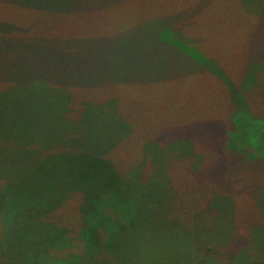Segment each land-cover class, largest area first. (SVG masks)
I'll return each mask as SVG.
<instances>
[{"label":"rangeland","instance_id":"rangeland-1","mask_svg":"<svg viewBox=\"0 0 264 264\" xmlns=\"http://www.w3.org/2000/svg\"><path fill=\"white\" fill-rule=\"evenodd\" d=\"M48 1L43 0L39 5L41 8L33 7L27 13L17 12L15 5L0 1V21L1 17L12 19L16 25L13 32L30 34L34 29L36 33L68 38H57L56 49L50 50V55L55 56L54 61L60 58L64 45L78 39L91 41L86 47L90 48L89 56L97 53L105 56L107 47L113 43L116 52L109 55L115 54L118 63L123 55V65L133 63L128 56L141 39L143 60L135 61L133 70L146 77L153 76L161 67L155 55L159 49L145 36L137 35L131 28L133 24L139 22L138 19L168 13L174 7L184 9L185 17H191L201 8L192 29L205 37L207 50L223 61L226 75L231 78L237 75L240 80L241 73L250 72L247 77L254 81H248L242 94L255 108L253 112L262 111L264 117V0H239L240 10L232 0ZM99 3L98 8L93 7ZM75 4L84 5L83 11L80 12V7ZM64 8H70L72 18L59 13ZM132 32L136 39L125 53L123 49ZM70 50L72 48L67 49ZM15 56L10 58L21 67L24 64L21 56ZM101 62L103 65L98 61L92 64L98 69L82 67L79 72L84 75L74 77V80L103 79L101 84L65 87V92L75 98V109H80L86 101H103L101 104L112 108L110 112L101 110L99 113L97 110L100 124L95 128L96 120L90 122L89 118L86 121V118L76 117L73 111L66 113L68 97L65 93L43 91L31 79L25 83L11 79L9 75L0 79V191L5 205L0 214V264H67L60 257L69 256V252L80 253V194L73 192L62 200L67 189L64 186L66 177L64 182L61 180L67 169L61 166L58 157L47 156L78 146V139L72 135L83 137L85 123H90L92 130L87 148L113 146L103 157L111 161L117 172L127 173V176L130 175L129 168L138 169V184L134 186L142 188L141 193H146L145 188L152 189L153 182H143L151 176L157 178L159 185L161 182L168 185L172 181V188L159 187L156 199H137L136 217L124 221L125 233L113 240L114 244L116 239L122 238L120 245L113 252L96 255L79 264H245L252 260L264 261V149L258 150L264 144V129L260 130L264 124L259 125L258 135L252 143L262 156L250 147L246 151L242 148L246 144L242 146L243 133L238 131L237 147L217 143V151L213 149L214 156L223 158L227 168L222 175L212 174L215 172L212 171L206 176L205 169L213 164V151L207 147L210 143L208 135L202 131L212 124L207 126L202 119L225 113L224 86L206 76L205 80L193 79L175 85L164 79L138 84L128 81L125 73L121 75L124 81L115 82L105 68L106 60ZM231 65L236 68L230 69ZM51 66L49 73L52 75L51 72L59 69ZM8 72L17 74L15 70ZM240 83L242 86L243 82ZM108 99L111 100L109 103L104 101ZM116 110L119 117L114 114ZM194 119L199 125L192 132ZM65 120L71 123L67 128ZM242 123L240 120L241 126ZM186 132L195 133L200 143L188 133L182 135ZM206 150H210L208 158L204 156ZM74 168L80 173L78 166ZM247 174L253 179L249 186L245 185ZM208 186L212 190L206 200L208 203L203 201L198 210L196 203L205 196L207 189L204 187ZM225 188L228 192L232 190L230 194L224 191ZM214 193L218 195L217 199L213 197ZM142 199L146 203L141 202ZM216 200H225L220 208L224 212L211 217L216 208L209 212L212 207L209 204ZM53 203H58L54 209L46 208ZM147 203L153 207L148 219L145 218L150 205ZM44 205L47 211L40 214ZM49 223L68 229L71 247L62 250L60 235L47 238L46 235L56 229ZM210 227L214 229L209 230Z\"/></svg>","mask_w":264,"mask_h":264},{"label":"trees","instance_id":"trees-1","mask_svg":"<svg viewBox=\"0 0 264 264\" xmlns=\"http://www.w3.org/2000/svg\"><path fill=\"white\" fill-rule=\"evenodd\" d=\"M0 1L9 3V5L11 4L12 6L15 5V7H17L19 10H16L17 12L27 13L29 9L33 7L41 8L39 5L43 0ZM114 1L118 0H110V3ZM238 1L239 0H232V3H234V6H237L240 10L241 6ZM48 2H50V0ZM102 4L104 5V3ZM107 4L108 3L105 2V5ZM75 6L80 7V12H82L84 9V5L81 6L79 4H75ZM99 6L100 3L93 5L95 8H98ZM193 7H195V5H192V8ZM43 9L46 8L44 7ZM61 10L62 12H56L67 14L64 17L72 18L70 16V8H64ZM182 11H184V9L176 10L174 7L171 8L168 13L155 14L148 19H138L139 22L133 24L131 27L133 30H135L137 35L145 36L149 41L154 42L155 45L158 46L159 51L155 55L159 58L158 64H161V67L158 68V72H156V74L150 77H146L144 74L139 76L133 70V63L135 61L141 62L143 60V56H140L142 55L143 50V45L141 46L143 40L141 39H138L139 44L136 45L137 47L134 52L128 56V60H133V63L127 62L125 65H123V55L119 63L117 62L115 54L109 55L116 52V45L114 48L113 43L107 47L105 56H103L101 53L89 56L87 52H90V48L86 47L89 46L91 41L85 42V40L82 41L78 39H72L71 44L64 45L63 49L61 50L58 48L61 52L60 58L54 61L52 58L55 56L50 55V50L52 47L54 48V45L58 44L57 38L60 40H67L68 38L64 39L62 37H57L54 34H46L43 32L36 33L34 29H32V33L30 34L23 31L13 32L14 26H16L14 21L12 19L10 20V18L1 17L3 19L0 21V61L3 63L0 65V79L3 80L5 75L11 76V79L21 80L23 83L31 79L35 80L39 89L43 91H58L65 93L68 97L66 113L73 111L76 117H80L82 119L86 118V121L89 118L91 120L90 122L96 120L94 124L95 128L100 124L99 120L97 119V110H99V113L101 110L102 112H110L112 111V108L107 107L108 105L101 104L103 101H86L82 103L80 106L81 108L79 107L80 109H75V98L71 97V95H68V93L65 92V87L69 85L81 86L101 84L103 79L74 80V77L77 78L78 76L84 75L83 73L79 72V70L81 71L82 67L84 66L95 68L92 66V64H94L96 61L103 65L101 60H103V62L106 60L107 66H105V68L108 69L110 76L116 80L115 82L124 81L125 79H123L121 75L125 73L127 75L128 81L138 84L154 83L152 81L164 79L167 81L170 80V82H168L170 85H175L181 83L182 81L185 82L193 79L197 81H200L201 79L205 80L204 76L208 78L211 77L216 81V84L221 83L224 86V104L226 106V110L224 114H217V116L212 114L207 116V118H201L202 121L208 123L206 124L207 126L212 124L208 130H205V132L202 131L205 136L208 135L206 137L209 139L210 143L208 144L209 146L207 145V147H211L212 151L213 149L217 151V143H223L224 146L226 144L228 147H237L235 142H237L238 138L240 137V135L237 134V132L240 131L243 133L242 146L246 144V146L244 145L245 147L242 148H245L246 151V149L250 147L253 149V151H256L258 154H260L258 150L263 151L264 144L262 148L257 150L252 146V143L255 137L258 135L257 129H259V125L261 126L264 124V117L262 116L263 112L257 111L254 113L253 111L255 108L252 106L250 101H248V99L246 101L244 95L242 94L246 89L248 81H254L253 79L251 80L247 77L250 72L245 70L247 72L241 73L242 76H240V80L239 76L237 75H235L234 78L226 75L227 71L222 64L223 61L219 59L215 53L207 50V47L205 46L206 40H203L205 37L194 32L192 29L196 17L199 16V14L196 15V13L201 12V8L191 14V17H185L182 14ZM8 13H14V11H8ZM176 13H178V16L174 17L173 14ZM180 21V25H177V23ZM129 36L130 38L126 44V48L123 49L125 53V50H128L136 39L134 32L129 33ZM68 48H72V50L67 51ZM25 54H28L31 59ZM11 56H21L24 64L19 67L18 63H14V59L10 58ZM34 57L39 58L34 59ZM226 63L228 64L229 62L226 60ZM51 65L58 66L59 69L55 72H51L53 73L52 75L49 73V70L52 69ZM233 66L236 68V65H231L230 69ZM8 70H15L17 74H11L8 72ZM240 82H243L242 86ZM104 101L109 103L111 100L108 99ZM114 114L119 117L117 115V110L114 111ZM240 120L243 122L242 126L240 125ZM71 121L73 123L75 122L72 119ZM202 121L200 120V122ZM196 122H198L197 119H194V122H191V125L194 126L192 132L197 130L195 128L199 125ZM69 125H71V123L65 120L64 126L67 128ZM240 128H243L244 132ZM84 129L85 131L83 137H77V134L72 135L78 139L79 142L76 141L78 146L67 147V149L60 150L62 152L58 153H48L50 156H47L58 157L61 166H64L65 169H67V173L63 174L61 180V182H64V177H66L64 186L67 189L64 191L62 200L70 193L77 192L80 194L78 212L81 216L82 225H80L78 230V238L82 244L78 249V251H80L78 255H76L74 252H69V256L60 257V259L64 260L67 264H79L81 261L93 258L96 255L113 252L114 249L120 245L122 238H120L118 241L116 239L114 244L113 240L118 235L125 233V222H127V220L131 221L136 217L138 210L136 208L137 206H135V203L138 202L136 200L140 197L156 199L161 189L159 187L167 186L169 189L172 188V181L169 182L168 185L166 182L165 184L161 182L159 185V183H157V178L151 176L150 178L143 180V182H153L152 189L150 187L145 188L146 193H141L143 189L139 188L137 185L134 186L135 183L138 184L137 180L139 170L136 168H129V176H127V173L124 174L117 172L111 161L103 157L105 152L110 153V149H112L113 146L110 148H99L100 146L97 145V148L95 147L89 150L87 148L88 137H90L89 134L92 131L90 128V123H85ZM263 129L264 126L260 128V130ZM192 132H186L182 135H186L188 133L194 139H197V135ZM260 133L261 132H259V134ZM67 138H69V136ZM203 138L205 137L203 136ZM199 141L200 140L197 139L196 143ZM85 143L86 145H84ZM209 153L210 150H206L204 156L206 158L210 157ZM222 159L223 158L218 159L217 156H214L213 151V164H209V167L205 169L204 172L206 176L209 173H212V171H215L212 174L222 175L221 172L227 168V164L225 162L223 163ZM75 166L80 168V173L75 172ZM246 166L247 164L245 165V168ZM229 171L230 169L228 170V174ZM247 176L248 174L246 177ZM161 180L163 179L161 178ZM249 180L251 181L249 182ZM252 180L253 179L247 177V181L249 183L247 182L245 185H251ZM204 189H207V193L205 196H202L201 201L196 203L198 210L200 209V204L203 201L208 203L206 200L209 199L208 195L212 193V190L209 188V186L204 187ZM224 191L230 194L232 190H229L228 192V190L225 188ZM213 197L217 199L218 195L214 193ZM225 198L228 199L229 197ZM141 202L146 203L144 199H142ZM154 202L151 201V203ZM224 202H222V200L220 202L216 200L214 204H209L212 205L209 212L213 210V207H215L216 210H213L215 213L208 214H211V217H213L216 215V213H223L224 211L220 208H223ZM58 203L48 204L46 208L52 210L57 206L56 204ZM151 203H147L150 205L146 211V216L144 211L142 213V215L144 214L145 218L147 219L148 215L153 209ZM4 207V198L0 191V214L4 211ZM46 211L47 209H45L44 205L40 214ZM49 225L56 229L52 232H49L46 235L47 238H56L60 235L59 237L61 244L63 245L62 250L71 247V238L67 235L68 229L65 227L59 228V226H55L52 223H49ZM204 228L206 229V227ZM211 229L213 230L214 228L210 227L209 230ZM245 264H264V261L252 260L246 262Z\"/></svg>","mask_w":264,"mask_h":264}]
</instances>
